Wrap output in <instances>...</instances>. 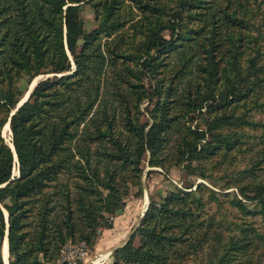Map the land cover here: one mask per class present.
<instances>
[{"label": "trees", "instance_id": "trees-1", "mask_svg": "<svg viewBox=\"0 0 264 264\" xmlns=\"http://www.w3.org/2000/svg\"><path fill=\"white\" fill-rule=\"evenodd\" d=\"M85 3L95 9L90 31ZM261 7L258 0H0V264L6 236L10 264H55L68 242L94 248L131 193L143 194L146 163L211 178L224 162L217 156L246 148L250 164L221 174L235 190L192 183L151 197L111 257L112 264H259L264 183L254 179L264 171V135L252 144L239 129L255 125L249 112L264 104V35L254 22ZM39 76L13 113L29 92L21 81ZM202 116L205 127H193ZM9 122L15 150L3 134Z\"/></svg>", "mask_w": 264, "mask_h": 264}, {"label": "rangeland", "instance_id": "rangeland-1", "mask_svg": "<svg viewBox=\"0 0 264 264\" xmlns=\"http://www.w3.org/2000/svg\"><path fill=\"white\" fill-rule=\"evenodd\" d=\"M259 4H261V9L257 11L258 15L255 16L254 22L257 26H259L264 35V0H258ZM83 17L86 23V31L92 30L96 26V19H95V9L89 3H85L83 5ZM264 46V38L261 42ZM44 76H39L36 78L33 83L30 85L27 83L26 80L21 81V88L24 90L29 89L35 85L40 79ZM27 97V95H26ZM25 97V98H26ZM264 100V97L262 98ZM262 102V101H261ZM147 103L143 105L145 107ZM252 106V103L249 102L248 108ZM256 109H253L249 112L250 120L255 123V125L247 126L240 128V132L244 134L246 141L252 144H258L261 142L262 136L264 135V104L260 105ZM245 112V108L239 109V114ZM207 117H200L193 122V127H196L197 124L200 123L201 127H205ZM3 134L7 140V142L11 145L12 144V134L9 125L7 124L4 128ZM254 156L251 154L249 150L243 149V151H237L235 153H230L226 157L217 156V160H224L222 164L219 165L217 171L215 173L211 172V178H202L197 176L196 174H188L186 171L183 170L182 166H172L168 170H164L161 167H150L146 163V168L143 171L142 175V183H143V194L141 196H136L135 193H131V195L127 198V205L125 209L114 218L111 217L113 221V227L110 228L107 235L104 236L103 229L100 233L99 240L94 248L90 246L89 256L87 260L82 262V264H110L108 263L107 257L111 254L113 249L118 246L123 245L128 239L131 238L132 234L136 231L144 212L150 205V198L153 197L156 200H160L163 196L167 195L169 192L175 189V187H184L188 184L195 183H205L210 188L214 189L217 192H226L230 190H235L236 188H229L226 189L224 179L221 178V174L223 172L224 167H229L230 170L234 168H244L248 163L250 164L251 157ZM15 165L13 168V175H19V168L17 157H15ZM232 162L233 164H230ZM225 163V164H224ZM230 164V165H229ZM209 163V167H210ZM264 166V165H263ZM260 176L256 180L257 182L264 183V171H260ZM226 180V179H225ZM194 189V187H193ZM134 191V188L132 192ZM247 204L250 208L254 207V203L252 201H247ZM6 216L8 217V212L5 210ZM235 216L242 217L240 212L235 209L234 213L231 214V218L235 219ZM236 220V219H235ZM104 237V240L101 242V239ZM79 244L75 242H68L61 251L59 260L55 262V264H73L68 258L64 257L63 250L68 246V244ZM8 249H7V247ZM3 249V246H2ZM4 252L6 256V260L8 264V255H9V244L8 241H5L4 245ZM113 253V252H112ZM260 253L261 261L259 264H264V248ZM111 257V256H110ZM107 260V262H106ZM106 262V263H105Z\"/></svg>", "mask_w": 264, "mask_h": 264}, {"label": "built area", "instance_id": "built-area-1", "mask_svg": "<svg viewBox=\"0 0 264 264\" xmlns=\"http://www.w3.org/2000/svg\"><path fill=\"white\" fill-rule=\"evenodd\" d=\"M65 258H68L73 264H80L87 260L89 256L88 246L85 242L79 244H68V246L63 250ZM82 261V262H80Z\"/></svg>", "mask_w": 264, "mask_h": 264}, {"label": "water", "instance_id": "water-1", "mask_svg": "<svg viewBox=\"0 0 264 264\" xmlns=\"http://www.w3.org/2000/svg\"><path fill=\"white\" fill-rule=\"evenodd\" d=\"M48 77V76H47ZM37 83H35V85H36ZM34 85V86H35ZM34 86L31 88V90L26 94L27 95V97L26 98H24L23 100H22V102L17 106V108L13 111V113H15V111L29 98V96H30V93H31V91H32V89L34 88ZM8 125H9V127H10V122L8 123ZM10 130H11V128H10ZM11 134H12V131H11ZM11 147L13 148V150H15V147H14V144L12 143L11 144ZM16 157H17V155H16ZM17 162H18V158H17ZM146 212V211H145ZM145 212H144V214H145ZM143 214V215H144ZM8 217H9V214H8ZM8 217H7V222H8ZM8 231H9V229L7 230V234H8ZM8 241V238H7V236H6V239L4 240V242H3V249H2V253H3V258H4V262H5V264L7 263V260H6V256H5V252H4V245H5V241ZM129 240V239H128ZM128 240L123 244V245H125L127 242H128ZM123 245H121V246H118V247H116L115 249H113V251L114 250H116L117 248H119V247H122ZM112 251V252H113ZM111 252V253H112ZM8 264H10V261H9V255H8Z\"/></svg>", "mask_w": 264, "mask_h": 264}, {"label": "crops", "instance_id": "crops-1", "mask_svg": "<svg viewBox=\"0 0 264 264\" xmlns=\"http://www.w3.org/2000/svg\"><path fill=\"white\" fill-rule=\"evenodd\" d=\"M109 230H111V229H106L103 233H104V236L105 235H107V233L109 232ZM104 240V237L101 239V242ZM112 255V253L109 255V257H107V259H108V263L110 262V264H112V262H113V258L112 257H110ZM106 262H107V260H106ZM105 262V263H106Z\"/></svg>", "mask_w": 264, "mask_h": 264}, {"label": "bare ground", "instance_id": "bare-ground-1", "mask_svg": "<svg viewBox=\"0 0 264 264\" xmlns=\"http://www.w3.org/2000/svg\"><path fill=\"white\" fill-rule=\"evenodd\" d=\"M7 247V246H6ZM7 249H8V247H7Z\"/></svg>", "mask_w": 264, "mask_h": 264}]
</instances>
